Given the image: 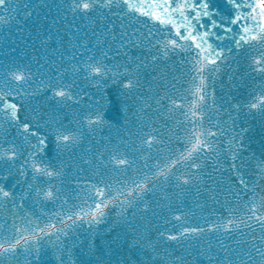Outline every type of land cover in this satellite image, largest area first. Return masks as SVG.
<instances>
[{
  "label": "water",
  "instance_id": "water-1",
  "mask_svg": "<svg viewBox=\"0 0 264 264\" xmlns=\"http://www.w3.org/2000/svg\"><path fill=\"white\" fill-rule=\"evenodd\" d=\"M12 2L16 8L11 13L14 19L7 20L8 14L0 9V16L5 17V22H0V87L7 83L9 88L16 89V83L11 81L8 73L16 68H27L33 75L20 89L31 93L24 100L29 110L38 111L44 119L55 115L68 127H75L84 115L98 110L103 114L104 123L95 128L80 123L83 139L67 149H57L54 137L49 135L42 158L62 170L59 179L49 181L55 186L54 190L59 189V199H38L34 194H25L27 184L19 165L27 158L29 148H25L24 157L14 165L0 161V169L7 176L0 183L15 197L14 201L0 199V237L14 235L15 231L29 227V221L33 222L32 228L37 226V221L41 225L54 223L57 227L70 223L65 221V215L78 211L83 206L81 201L88 200V194L93 192L92 185L101 179L112 188L123 190L120 186L130 184L139 174L151 175L157 161L163 163L169 149L180 148L190 130V117L186 118L188 109L174 108L170 101L183 97L185 104H189L192 100L186 83L189 79L186 61L192 53H169L156 61L151 59L158 55L160 46L157 41L175 37L171 26L138 11L123 18L107 10L106 19L96 14L83 16L66 7L69 0ZM133 2L143 5L150 4L151 0ZM160 2L162 0H157ZM217 2L223 5L225 0ZM120 24L125 25L123 31L128 33V38H139L142 46L126 44L121 48ZM113 26L115 39L108 34ZM133 30L137 36H133ZM149 42L153 45L151 50L147 47ZM225 43L232 47L230 39L221 41L222 45ZM259 51L262 49L258 46L244 54L233 49L220 71L214 74L212 88L216 107L209 99L206 111L212 121L221 122L225 135L219 138L220 162L217 163L215 157L204 159L203 183L185 189L175 186V178L161 181L156 190L145 195L147 209L140 202L123 208L119 204H110L99 223H77L65 228L66 235L62 234L59 240L55 236L51 239L42 236L39 247L33 245L29 250L20 248L14 254H0V264H172L173 258L177 257L180 259L175 264H209L208 255L213 259L217 254L221 259L225 258L222 246L230 252L250 248V242L244 243L247 235L242 238L238 232L231 236L206 232L198 238L183 241L159 239L157 233L180 229V223L173 219L169 208L189 213L183 219L191 224L185 223V227H206L205 221H216V214L226 212L232 199L226 192L228 180H235L229 168L230 157L224 158L231 136L242 139L240 170L254 176L257 174V164L264 160V113L250 110L245 105L250 94L264 88V76L259 71L253 72L248 67L251 60L245 57L250 58ZM101 53L106 55L108 65L116 66L114 72L123 73L124 67H130L133 62L140 64L139 86L133 89L122 87L123 75L119 79L106 77L101 83L85 71H70L74 64H82L90 56L99 59ZM59 71H63L64 83L72 85L75 101L61 102L44 87L48 78L55 79ZM236 104L241 105L238 110L234 107ZM145 133L163 143H154L149 148L142 143ZM5 140H15L18 145L24 142L22 130L9 126L0 114V143ZM114 156L126 158L128 165L114 164ZM183 171L180 168L177 175ZM8 172L11 175H7ZM27 181L31 182L30 172ZM212 189L215 200L211 198L213 192L209 191ZM20 199L24 200L23 204L19 203ZM73 205H76L75 209ZM255 231L259 234L260 230ZM235 241L241 243L237 245ZM207 245L211 248L206 249ZM227 258L235 264V257Z\"/></svg>",
  "mask_w": 264,
  "mask_h": 264
},
{
  "label": "snow or ice",
  "instance_id": "snow-or-ice-1",
  "mask_svg": "<svg viewBox=\"0 0 264 264\" xmlns=\"http://www.w3.org/2000/svg\"><path fill=\"white\" fill-rule=\"evenodd\" d=\"M66 7L73 13L79 12L83 16L96 14L101 19H106L104 15L106 10L120 18L125 15L131 16L138 11L164 25L171 26L170 30L174 29L175 37L157 41L160 46L157 49L158 55H153L151 59L156 61L161 58V55L167 57L169 53H192L190 59L186 61L189 67V79L186 83L189 84L187 90L192 97L191 103L185 104L183 97L170 101L174 108L188 109L186 118L190 117V130L186 132L180 148L169 149L168 156L163 158V163L157 161L151 175L139 174L130 184L120 186L123 190L112 188L103 179L98 184L92 185L93 192L88 194V200L81 201L83 206L79 207L78 211L65 215V221L70 223L57 227L54 223L41 225L37 221V226L32 228L33 222L29 221V227L15 231L14 235L0 237V254L3 255L14 254L20 248L29 250L33 245L39 247L42 236L50 239L55 236L59 240L62 234L66 235L65 228H71L77 223H99L105 217L106 209L110 204H119L123 208L124 205L140 202L147 209L149 205L144 197L156 190L161 181L175 178L177 181L175 186L177 188L183 186L185 189L194 184L203 183L204 159L215 157L217 163L220 162L219 138L225 135L221 122L212 121L206 111L209 99L212 100V106L216 107L215 92L212 88L214 74L220 71L221 65L232 55L233 49H238L244 54L258 46L262 51L250 58H245L251 60L248 67L253 72L259 71L264 76V0H225L223 5H220L217 0H162L160 3H157V0H151L150 4L143 5L133 0H69ZM0 9L8 14L7 20L14 19L11 13L15 12L16 8L12 0H0ZM113 9L116 11L113 12ZM0 22H5L4 16H0ZM119 27L122 33L121 48L126 44L133 47L142 46L139 38L135 40L128 38V33L123 31L124 24H120ZM114 28L115 26L108 33L113 36V39L116 38ZM133 36H137L135 30H133ZM148 36L151 37L152 33L149 32ZM229 39L232 47H228L226 43L221 44V41ZM147 47L151 50L152 43L149 42ZM105 60L104 53H101L99 59L90 56L86 62L74 64L70 71L73 73L85 71L88 76L101 83L106 77L119 79L123 75L125 78L122 87L133 89L139 86L140 64L133 62L130 67L125 66L123 73H120L119 70L114 72L113 68L116 66L108 65ZM32 75L27 68H16L8 73L11 81L16 83V89L9 88L7 83L0 87V114L6 118L9 126L22 130L24 141L19 145L15 140L11 142L5 140L0 143V161L10 166L14 165L18 159L24 157L25 148H29L27 158H24L23 163L19 165V171L25 177L27 184L25 194H34L38 199L56 200L59 199L57 195L59 189L54 190L55 186L49 181L59 179L63 173L51 161L46 162L42 158L49 143V135L54 137L57 149L61 147L67 149L83 139L80 123H83L84 127L95 128L102 125L104 119L103 114L97 110L84 115L75 127H68L55 115L44 119L38 111L29 110L24 100L31 93L23 92L20 86L26 84ZM44 87L51 91L53 98L61 102L76 99L72 92V85L64 83L63 71H59L55 79L48 78ZM245 106L250 110L264 113V88L255 94H250ZM234 107L238 110L241 105L236 104ZM231 119L232 117L229 116V120ZM144 135L145 139L142 143L149 148L154 143H163L149 133ZM33 140L34 144L31 143ZM4 144H7V147ZM228 144L224 158L230 157L229 168L233 171L235 180L231 178L228 180L226 192L231 194L232 199L226 212L216 214V221H205L206 227H185L183 226L185 223L191 224V221L183 219L189 213L169 208L168 211L173 213V219L180 223V229L173 232H159L157 236L159 239L166 238L168 241H183L198 238L206 232L224 233L228 236L238 232L242 238L247 235L244 243L250 242V248H245L242 252H230L227 247L222 246L225 258L221 259L217 254L213 259V256L208 255L209 264H233V260L227 257H235V264H264V183H261L264 181V160L258 162L255 176L241 171L239 152L243 148L242 139L233 135L228 140ZM112 160L114 164L122 166H127L129 163L126 158L118 159L115 156ZM180 168L184 171L177 175ZM29 172L31 182L27 181ZM7 175H11V172ZM6 178L4 170L0 169V180ZM209 191L213 192L211 198L215 200L214 189ZM0 199L15 200L13 192L2 183H0ZM19 203L23 204L24 200L20 199ZM72 207L75 209L76 205ZM257 228L260 230L259 234H256ZM217 243L220 242L217 241ZM235 243L239 245L241 241H235ZM205 247L211 248L210 245ZM241 256L246 259H241ZM179 259L173 258L172 264Z\"/></svg>",
  "mask_w": 264,
  "mask_h": 264
}]
</instances>
